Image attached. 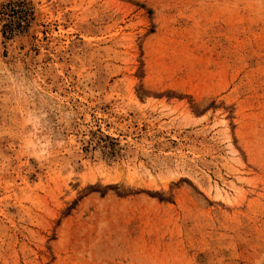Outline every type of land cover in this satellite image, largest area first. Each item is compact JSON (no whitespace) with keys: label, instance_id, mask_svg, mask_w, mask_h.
<instances>
[{"label":"rangeland","instance_id":"rangeland-1","mask_svg":"<svg viewBox=\"0 0 264 264\" xmlns=\"http://www.w3.org/2000/svg\"><path fill=\"white\" fill-rule=\"evenodd\" d=\"M0 264H264V0H0Z\"/></svg>","mask_w":264,"mask_h":264}]
</instances>
